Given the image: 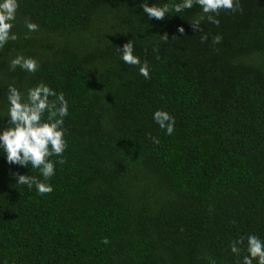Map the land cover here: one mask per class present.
Listing matches in <instances>:
<instances>
[{"label":"trees","instance_id":"trees-1","mask_svg":"<svg viewBox=\"0 0 264 264\" xmlns=\"http://www.w3.org/2000/svg\"><path fill=\"white\" fill-rule=\"evenodd\" d=\"M142 2L19 0L0 110L9 83H47L69 102L67 148L44 195L11 175L36 170L0 156V264H234L230 241L264 236V0L201 31L195 5L149 20ZM25 19L39 26L27 39ZM129 40L148 79L119 59ZM17 53L38 70L10 71ZM156 109L175 117L172 135Z\"/></svg>","mask_w":264,"mask_h":264},{"label":"clouds","instance_id":"clouds-1","mask_svg":"<svg viewBox=\"0 0 264 264\" xmlns=\"http://www.w3.org/2000/svg\"><path fill=\"white\" fill-rule=\"evenodd\" d=\"M200 9V14L191 21V26L201 31L200 23L205 19L218 24L216 18L221 11L237 10V0H179L169 7L168 3H156L151 6L148 0L139 5L141 14H147L149 20H163L168 13H180L193 6ZM19 0H0V49L9 41L17 40L13 31L17 19ZM25 39L29 33L36 32L38 24L25 19ZM178 32L183 33L184 28L179 26ZM207 39L206 35L201 40ZM219 37L214 42H218ZM119 59L126 65L137 66L138 74L145 79L149 78L147 61L141 62L134 54L131 40L118 47ZM10 71L19 69L22 72L34 74L39 64L36 58L17 53L8 60ZM4 109L0 110V156L9 165L36 170L39 179L34 175H25L17 172L11 173L15 184L26 186L29 190L35 189L38 195L53 191L47 181L56 173L57 166L64 163L63 153L67 148L64 128L65 117L69 115V102L62 92L56 91L47 83L38 82L27 88H21L9 83L2 100ZM152 121L165 135H172L175 127V117L168 111L156 109L152 113ZM153 143H159L156 137H149ZM55 157V159H52ZM101 243L107 244V239ZM228 250L235 258L234 264H264V236L248 233L229 242ZM210 264H216L211 261Z\"/></svg>","mask_w":264,"mask_h":264}]
</instances>
